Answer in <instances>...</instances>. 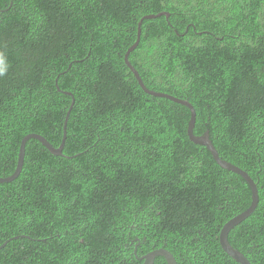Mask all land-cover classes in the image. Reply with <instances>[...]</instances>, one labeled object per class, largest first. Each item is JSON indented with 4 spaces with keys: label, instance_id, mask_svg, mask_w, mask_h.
<instances>
[{
    "label": "trees",
    "instance_id": "trees-1",
    "mask_svg": "<svg viewBox=\"0 0 264 264\" xmlns=\"http://www.w3.org/2000/svg\"><path fill=\"white\" fill-rule=\"evenodd\" d=\"M169 12L170 16L143 18ZM207 130L258 187L229 233L264 264V0H0V264H239L219 234L252 202L239 174L188 137ZM69 91L73 97L58 91ZM154 264H168L162 256Z\"/></svg>",
    "mask_w": 264,
    "mask_h": 264
},
{
    "label": "water",
    "instance_id": "water-1",
    "mask_svg": "<svg viewBox=\"0 0 264 264\" xmlns=\"http://www.w3.org/2000/svg\"><path fill=\"white\" fill-rule=\"evenodd\" d=\"M166 16L167 19L170 16L169 12H160L158 14H150V15H146L145 18H156V17H160V16ZM142 21L141 20L139 22V26H138V31H137V39L134 43V45L132 47H130L128 49V51L125 54L124 60L126 65L130 68V70L133 72V74L135 75L139 85L141 86V88L150 95H154V96H158V97H164L167 98L171 101H174L176 103H179L181 105H184L186 107H188L190 109L191 112V116H190V120L188 123V137L190 138V140L196 144L199 145H203L205 146L210 153L212 154L214 160L224 169H227L229 171H232L234 173H237L239 175H241L247 182L248 184L251 186L252 189V202L250 204V206L243 212L235 215L234 217H232L227 223L224 224V226L222 227L220 234H219V242L221 244L222 249L232 258L234 259L236 262H238L239 264H251L250 260L247 258V256L241 252L240 250H238L237 248H235L229 241L228 235L230 233V231L237 226L238 224H240L242 221H244L245 219H247L256 209L257 204H258V199H259V195H258V187L256 185V183L254 182V180L250 177V175L248 174V172H246L244 169H242L241 167L227 161L221 158L217 148L214 146V144L212 143L211 139H210V134L209 131L207 130L204 134L202 135H196L194 133V126H195V122H196V111L194 109V106L186 99H181L178 98L176 96H173L171 94L168 93H164V92H157L154 90H150L143 82L142 77L140 76L138 70L131 64V62L129 61V54L132 50H134V48L139 44L140 38H141V33H142V29H141V25H142ZM56 87L58 89V91L63 92L66 95H70L73 97V94L69 91L66 90H62L58 83L56 82ZM75 103V99L73 98L72 100V104L67 112L65 121H64V125H63V136H62V141L59 145V147H55L46 137H44L42 134L39 133H30L28 135H26L21 142V146H20V150H19V155H18V161H17V166H16V170L12 175H9L7 177H0V183H5V182H10L13 181L15 178H17L19 176V174L21 173L23 166H24V160H25V153H26V144L27 141L31 138L37 139L39 140L52 154L57 155V156H64L63 153V149L65 146V142L67 139V126H68V120H69V116H70V112L74 106ZM6 245L3 244L2 246H0V248L4 247ZM162 256L166 259L168 264H178L176 261L175 256L173 255V253L171 251H169L166 248H157L154 249L146 254H144L143 256H141L139 259L141 261H143V264H154L155 260L157 257Z\"/></svg>",
    "mask_w": 264,
    "mask_h": 264
},
{
    "label": "rangeland",
    "instance_id": "rangeland-1",
    "mask_svg": "<svg viewBox=\"0 0 264 264\" xmlns=\"http://www.w3.org/2000/svg\"><path fill=\"white\" fill-rule=\"evenodd\" d=\"M139 244H140V242L136 245L135 250H134V253H135L137 259H138L139 261H141L139 258H140L141 256H143V255H141V256H138V255H137V250H138V245H139ZM141 262H142V264H143V261H141Z\"/></svg>",
    "mask_w": 264,
    "mask_h": 264
},
{
    "label": "clouds",
    "instance_id": "clouds-1",
    "mask_svg": "<svg viewBox=\"0 0 264 264\" xmlns=\"http://www.w3.org/2000/svg\"><path fill=\"white\" fill-rule=\"evenodd\" d=\"M5 244V243H4ZM2 246V245H1ZM6 246V245H5ZM3 248V247H2ZM1 249V248H0Z\"/></svg>",
    "mask_w": 264,
    "mask_h": 264
}]
</instances>
